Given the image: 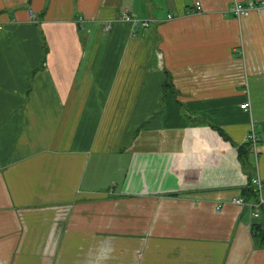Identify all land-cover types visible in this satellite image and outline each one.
<instances>
[{
  "label": "crops",
  "instance_id": "obj_1",
  "mask_svg": "<svg viewBox=\"0 0 264 264\" xmlns=\"http://www.w3.org/2000/svg\"><path fill=\"white\" fill-rule=\"evenodd\" d=\"M250 1L0 0V264H264L231 201L264 197Z\"/></svg>",
  "mask_w": 264,
  "mask_h": 264
},
{
  "label": "built area",
  "instance_id": "obj_2",
  "mask_svg": "<svg viewBox=\"0 0 264 264\" xmlns=\"http://www.w3.org/2000/svg\"><path fill=\"white\" fill-rule=\"evenodd\" d=\"M264 3V2H262ZM257 3H254L252 1L247 2L245 4L240 3V2H235L232 6H231V11L234 13L235 16L241 18V17H245L248 16L251 11L256 7ZM195 8H199V3L196 2L195 3ZM121 19H129V17L126 15L125 12H123L120 16ZM132 25L133 26H137L140 25L142 27H147L149 25V21L148 20H134L132 19ZM110 27L109 24H106L104 29L108 30V28ZM239 107L242 110H249L250 105L248 102H243L242 104L239 105ZM246 140H248L250 142V147L251 150H255L256 148V144L258 141V136L256 134V131L253 127V125L250 126L248 133L246 135ZM252 183L255 186V190H256V197L253 200H247L244 198V196H237L232 198V203L236 204L237 206H239L242 209H246L250 215V217L252 219H256L258 217H260V213H261V208L264 207V197H263V188H262V184L261 181L258 178H253L252 179Z\"/></svg>",
  "mask_w": 264,
  "mask_h": 264
},
{
  "label": "trees",
  "instance_id": "obj_3",
  "mask_svg": "<svg viewBox=\"0 0 264 264\" xmlns=\"http://www.w3.org/2000/svg\"><path fill=\"white\" fill-rule=\"evenodd\" d=\"M140 26V25H137ZM44 43V40H43ZM44 47L45 43H44ZM165 86V85H164ZM219 134L224 138L229 140L228 136L219 128H216ZM237 154L242 166L248 164V157L251 153L250 142L244 140L241 144L236 145ZM248 182L247 185L242 189L241 195L247 200H253L256 197L255 186L252 183L251 171H247ZM251 235L258 247H264V207L261 208L260 217L253 219L250 223Z\"/></svg>",
  "mask_w": 264,
  "mask_h": 264
},
{
  "label": "rangeland",
  "instance_id": "obj_4",
  "mask_svg": "<svg viewBox=\"0 0 264 264\" xmlns=\"http://www.w3.org/2000/svg\"><path fill=\"white\" fill-rule=\"evenodd\" d=\"M262 10H264V3H262V2H258L257 3V5H256V7L252 10V12L254 11V12H260V11H262ZM249 16V15H248ZM245 17H247V16H245ZM141 28H143V27H141ZM105 32H108V31H105ZM133 36V35H132Z\"/></svg>",
  "mask_w": 264,
  "mask_h": 264
}]
</instances>
